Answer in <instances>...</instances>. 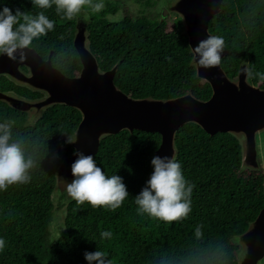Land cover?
Instances as JSON below:
<instances>
[{"label":"trees","instance_id":"1","mask_svg":"<svg viewBox=\"0 0 264 264\" xmlns=\"http://www.w3.org/2000/svg\"><path fill=\"white\" fill-rule=\"evenodd\" d=\"M4 5L13 12L17 8L32 14L41 11L31 0H0V10ZM43 11L55 22L54 30L34 39L30 47L43 59L49 56L51 65L65 76L78 74L81 62L73 46L77 17L62 19L54 6ZM84 11L88 15L83 20L88 49L101 71L115 65L113 83L123 93L156 99L185 92L209 96V84L195 75L179 17L170 26L163 18L145 15L110 21L106 15L115 13L113 3H107L99 13ZM207 30L225 42L220 63L225 74L233 79L244 62L251 71L247 81L264 90V0H221ZM0 90L29 99L38 95L5 75H0ZM6 119L15 122L14 134L26 140L40 165L28 184L0 191V238L6 242L0 264H88L84 253L96 250L106 252L112 264H236L234 237L264 206L263 174L241 166L239 140L228 132L209 135L187 122L175 131L173 158L193 185L192 211L186 219L171 224L139 215L135 196L152 170L151 159L160 136L122 129L102 136L93 157L106 175L123 178L129 197L115 211L69 200L63 229L49 241V229L56 225L55 214L64 203L62 196H57L56 205L51 201L54 170L73 151L67 139L72 137L80 114L71 106L55 104L28 122L25 112L0 101V122ZM102 231H110L111 238L102 239ZM38 238L39 251L30 256Z\"/></svg>","mask_w":264,"mask_h":264},{"label":"water","instance_id":"2","mask_svg":"<svg viewBox=\"0 0 264 264\" xmlns=\"http://www.w3.org/2000/svg\"><path fill=\"white\" fill-rule=\"evenodd\" d=\"M220 1L178 0L172 6H167L183 16L195 75L210 86V94L204 100L193 97L190 92L163 99L126 95L113 83L115 65L105 71L98 68L95 57L88 49L84 26V29L76 28L73 36V46L81 62L80 71L74 76L62 74L51 65L49 56L43 59L30 46L17 51L16 61L0 55V75L7 76L15 84H26L45 92L44 98L34 101L0 90V101L22 112L32 107H44V110L55 104L75 108L80 114V120L71 137L75 142L70 145L74 152L78 149L85 155L96 152L102 136L125 129L129 132H157L160 141L153 156L173 158L176 129L184 123L193 122L209 135L216 132H228L235 137L243 135L241 166L246 163L254 167V133L264 128V90L247 82L244 62L239 64L236 80L232 81L220 64L207 69L200 67L198 57L193 52L199 41L211 36L207 23L218 12ZM167 8L163 9V15ZM224 53L223 49L221 56ZM21 66L27 67L31 74L26 76L21 73ZM74 152L62 158L54 170L59 191H64L62 180L70 183L74 179L71 172V165L77 159ZM152 171L153 168L147 180ZM262 191L264 195L263 180ZM69 200L64 191V207ZM234 240L240 246L236 264H259L264 256V206Z\"/></svg>","mask_w":264,"mask_h":264},{"label":"clouds","instance_id":"3","mask_svg":"<svg viewBox=\"0 0 264 264\" xmlns=\"http://www.w3.org/2000/svg\"><path fill=\"white\" fill-rule=\"evenodd\" d=\"M32 5L41 11L35 14L13 10L4 5L0 10V55L10 60H17V51L27 48L34 39L46 36L54 30L55 22L45 14V9L55 8V13L62 19L71 21L87 8L92 13H99L104 8L103 0H31ZM224 40L220 36H210L201 40L193 48L202 68H210L221 63ZM23 59V55H21ZM251 76V71L245 69ZM15 122L6 119L0 122V191L10 186L28 184L32 172L40 161L26 140L14 134ZM68 143H74L70 137ZM74 154L77 159L71 165L74 179L69 183L62 180L63 190L78 205L90 204L93 208L104 207L115 211L129 197L123 178L117 174L108 176L97 166L93 155H85L78 149ZM58 159V154H56ZM153 171L145 186L135 196L139 215L171 224L188 217L192 211L191 196L193 185L189 184L181 164L172 157L154 155L151 159ZM199 234V228H197ZM102 239H110V231L101 232ZM5 240L0 238V251L5 248ZM84 257L88 264H112L107 253L102 250L86 251Z\"/></svg>","mask_w":264,"mask_h":264},{"label":"rangeland","instance_id":"4","mask_svg":"<svg viewBox=\"0 0 264 264\" xmlns=\"http://www.w3.org/2000/svg\"><path fill=\"white\" fill-rule=\"evenodd\" d=\"M146 1L147 0H103L104 7L106 6L107 3H113L116 7L115 13L114 14H107L106 17L110 21H118V20H121L123 17L135 18L139 15H145L151 19L162 20V18H163L165 20V23L168 26H170V24L174 18L179 17V19L181 20V22L183 24V29L187 31L186 26L183 22L182 14L177 10L167 8V6H172L178 0H148L149 5L145 4ZM165 7L167 8L166 9L167 12L163 15V9ZM87 16L88 15L83 10L81 15L76 18L77 30H79L80 28L84 29L85 22H83V20H85L87 18ZM84 34L86 35V32H84ZM246 68H247V65H246ZM20 70H21V73H23L26 76L31 74L30 70L27 67L21 66ZM231 80L235 81L236 76ZM246 80H247V74H246ZM248 83L252 86L258 87L257 84H252L250 82H248ZM17 85H20V84H17ZM20 86H24V87L38 93V95H35L34 98H31L34 101H39V99L41 100L45 96V92L42 90L36 89L34 87H31V86L29 87V85H26V84L20 85ZM6 92L15 95V93H13V92H9V91H6ZM192 96L199 99V100L205 99V98H201L200 96H197L195 94H192ZM43 108L44 107H41V108L32 107L29 110L25 111V114L27 116V121L32 122L33 119H35L37 117V115L43 111L42 110ZM236 137L239 140L240 147L242 149L243 135H238ZM254 148H255L256 166L253 167V165H248L246 163H243L242 167L245 170H259L263 174V181H264V128H261L254 133ZM72 150H73L72 151V153H73L74 148H72ZM71 154H69V155H71ZM69 155H67V156H69ZM59 190L60 189L56 187V179L54 176L53 182H52V195L53 196H52L51 201L54 202L55 205H56L57 196H62V200L64 197V191H59ZM64 204L65 203H63V205ZM64 210H65V207L62 206L61 208L58 209V211L55 214L57 223L55 226H53L49 229V234L47 236V239L49 241H53L60 234V232L63 229L62 217H63ZM40 242H41L40 238H38L34 242V244H33L34 246L29 251L30 256L37 254V252L39 251V248H40ZM239 249H240V246L238 245V250L236 252V261H237V254L239 252ZM259 264H264V256L261 258Z\"/></svg>","mask_w":264,"mask_h":264}]
</instances>
